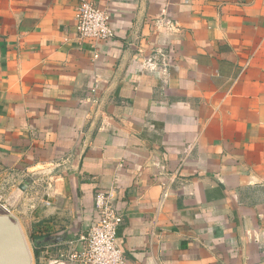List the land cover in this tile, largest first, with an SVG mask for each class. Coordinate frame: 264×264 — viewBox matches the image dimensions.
Wrapping results in <instances>:
<instances>
[{
	"label": "crops",
	"instance_id": "0c3cea01",
	"mask_svg": "<svg viewBox=\"0 0 264 264\" xmlns=\"http://www.w3.org/2000/svg\"><path fill=\"white\" fill-rule=\"evenodd\" d=\"M80 1L0 0V204L35 264H84L107 189L126 264H264V0H91L99 43Z\"/></svg>",
	"mask_w": 264,
	"mask_h": 264
},
{
	"label": "built area",
	"instance_id": "2783aa9c",
	"mask_svg": "<svg viewBox=\"0 0 264 264\" xmlns=\"http://www.w3.org/2000/svg\"><path fill=\"white\" fill-rule=\"evenodd\" d=\"M73 25L80 40L99 43L113 36L109 11L98 7L91 0H81L77 5ZM93 208L96 219L82 239V262L126 264L124 253L116 243V233L123 222V214L116 206L114 192L109 189L95 192Z\"/></svg>",
	"mask_w": 264,
	"mask_h": 264
},
{
	"label": "water",
	"instance_id": "95a60500",
	"mask_svg": "<svg viewBox=\"0 0 264 264\" xmlns=\"http://www.w3.org/2000/svg\"><path fill=\"white\" fill-rule=\"evenodd\" d=\"M27 181H22L18 189L25 190ZM61 237L49 236L47 241L57 243ZM0 264H32V255L23 230L17 218L0 204Z\"/></svg>",
	"mask_w": 264,
	"mask_h": 264
},
{
	"label": "rangeland",
	"instance_id": "374dc122",
	"mask_svg": "<svg viewBox=\"0 0 264 264\" xmlns=\"http://www.w3.org/2000/svg\"><path fill=\"white\" fill-rule=\"evenodd\" d=\"M7 181H9V180H7ZM7 181H6V177H3L2 179H0V184H2L0 187V196L2 194L6 195L8 193L9 184H7V183H9V182H7ZM22 192H24V191H22ZM21 228L23 230L25 239L27 241V245H28L29 250H30L31 255H32V264H35L36 260H35L34 254H33V241L31 240L30 234L27 232V229L22 227V226H21Z\"/></svg>",
	"mask_w": 264,
	"mask_h": 264
},
{
	"label": "trees",
	"instance_id": "16d2710c",
	"mask_svg": "<svg viewBox=\"0 0 264 264\" xmlns=\"http://www.w3.org/2000/svg\"><path fill=\"white\" fill-rule=\"evenodd\" d=\"M30 238L33 241V254H34L35 260H37L39 249H38L37 245L35 244L36 237H34L33 235H30Z\"/></svg>",
	"mask_w": 264,
	"mask_h": 264
}]
</instances>
